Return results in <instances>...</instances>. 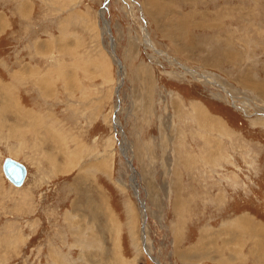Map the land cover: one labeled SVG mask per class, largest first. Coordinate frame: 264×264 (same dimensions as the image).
<instances>
[{
  "label": "rangeland",
  "instance_id": "obj_1",
  "mask_svg": "<svg viewBox=\"0 0 264 264\" xmlns=\"http://www.w3.org/2000/svg\"><path fill=\"white\" fill-rule=\"evenodd\" d=\"M105 2L0 0V264H264V0Z\"/></svg>",
  "mask_w": 264,
  "mask_h": 264
},
{
  "label": "bare ground",
  "instance_id": "obj_2",
  "mask_svg": "<svg viewBox=\"0 0 264 264\" xmlns=\"http://www.w3.org/2000/svg\"><path fill=\"white\" fill-rule=\"evenodd\" d=\"M108 2H109V0H106V4H108ZM101 18H102V21H103V23H104V25H105V27L107 28L106 29V32L108 33V35L110 34V28H109V26H108V24H107V22H106V20L104 19V11L102 10V13H101ZM145 34V33H144ZM146 38H147V36H146ZM113 42V41H112ZM111 42V43H112ZM151 46V45H150ZM152 48H153V46H151ZM111 48H112V51H111V53L110 54H112L113 55V59H114V62L116 63V66H117V68H119V70H122V68H121V66H120V63H119V61H117V58L115 57V55H114V45L113 46H111ZM150 50H152V51H154L155 53H157V51H155V48H153V49H151L150 48ZM111 55V56H112ZM157 55H158V53H157ZM160 55V54H159ZM177 65V64H176ZM121 72V71H120ZM198 77H199V81H201L202 83H204V82H207V83H209V79H207L206 77H204V76H202V75H198ZM123 78V77H122ZM207 79V80H206ZM120 79H119V84H120ZM118 84V85H119ZM119 93H118V89L115 91V95H116V98H118L117 100H119V95H118ZM118 109H119V106H118V101H117V105H116V107H115V110H114V113H113V119L114 120H117L116 119V116H117V111H118ZM119 123L117 122V124H116V127H119ZM220 126H221V124H220ZM121 128L119 127V130H120ZM120 132H121V130H120ZM121 134H123L122 132H121ZM125 152V151H124ZM17 162V161H16ZM19 163V162H18ZM131 164V163H130ZM130 164H128V166H129V169H130V171H132V168H131V165ZM25 167V166H24ZM25 169H26V167H25ZM2 173H3V171H2ZM4 175V174H3ZM5 177V176H4ZM26 177H27V169H26V175H25V178H24V181H23V184L25 183V181H26ZM132 180H133V176L131 177V182H132ZM8 181V180H7ZM8 183L9 184H11L9 181H8ZM22 184V185H23ZM12 185V184H11ZM12 186H14V185H12ZM136 184L134 185V187H135V191H136V193H137V190H136ZM15 188H20V187H17V186H14ZM135 197H138V193H137V196H136V194H135ZM140 205H141V208H143L144 209V207L142 206L143 205V203H142V201L140 200ZM108 214V213H107ZM106 216H108V215H106ZM253 230H254V234L256 235V234H258V233H264V230L263 229H254L253 228ZM227 244V243H226ZM255 247H257V248H259V249H261L262 251H264V247L262 246V245H260V244H256V245H254ZM225 249V248H224ZM258 250V249H257ZM146 252V251H145ZM231 253V252H230ZM223 254V253H222ZM230 255V254H229ZM231 256V255H230ZM233 256H235V254L233 255ZM148 257L150 258V259H152L151 261L154 263V264H159L158 263V261H156V260H154L153 258H151L149 255H148Z\"/></svg>",
  "mask_w": 264,
  "mask_h": 264
},
{
  "label": "water",
  "instance_id": "obj_3",
  "mask_svg": "<svg viewBox=\"0 0 264 264\" xmlns=\"http://www.w3.org/2000/svg\"><path fill=\"white\" fill-rule=\"evenodd\" d=\"M103 8H107V4H103ZM2 171L5 178L14 186L20 187L23 184L26 169L24 165L10 158L4 159L2 163Z\"/></svg>",
  "mask_w": 264,
  "mask_h": 264
}]
</instances>
